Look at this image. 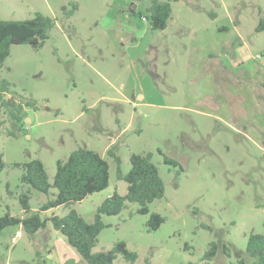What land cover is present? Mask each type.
<instances>
[{
    "label": "rangeland",
    "instance_id": "374dc122",
    "mask_svg": "<svg viewBox=\"0 0 264 264\" xmlns=\"http://www.w3.org/2000/svg\"><path fill=\"white\" fill-rule=\"evenodd\" d=\"M164 2L166 0H159ZM149 0H0V18L21 21L36 13L53 19L43 46L14 45L0 67L6 98L25 106L21 125L2 116L0 217L24 216L21 167L42 162L53 182L56 163L78 148L99 153L109 185L66 208L91 223L97 207L127 185L131 154H152L164 196L148 205L126 204L93 252L117 242L137 256L113 264H237L247 259L250 233L264 234V32L255 27L264 0H178L162 31L143 20ZM226 28L227 30H221ZM176 160L167 166L162 156ZM29 189L32 211L52 199ZM151 213L164 222L150 231ZM215 243V255H204ZM226 248V250H225ZM86 264L50 223L35 234L20 226L0 232V264Z\"/></svg>",
    "mask_w": 264,
    "mask_h": 264
},
{
    "label": "trees",
    "instance_id": "16d2710c",
    "mask_svg": "<svg viewBox=\"0 0 264 264\" xmlns=\"http://www.w3.org/2000/svg\"><path fill=\"white\" fill-rule=\"evenodd\" d=\"M178 0H149L146 7V19L152 30L162 31L167 27L171 16V3ZM54 21L48 16L36 13L32 18L21 21L2 20L0 18V67L10 54L14 45H28L38 49L48 39L49 31L53 28ZM221 30H227L221 28ZM255 32H264V10L260 12ZM264 90V81L261 83ZM9 84L0 80V126L3 114L10 121L21 125L22 112L25 106L35 108L34 101L19 102L14 97L6 98L9 93ZM116 163V178L127 185L126 194L121 196L114 192L104 200L96 209L91 223L86 222L74 209L62 217L51 215L45 219L41 213L64 206L70 207L74 203L81 202L84 198L94 193L105 190L109 185V165L99 153L87 149L78 148L71 152L65 161L56 163V171L53 182H48V176L42 162L33 159L21 167L23 173L20 182L29 189L42 194H48L50 189H55V196L43 203L37 211H32L29 205V189L19 196V203L24 216L13 217L6 212L0 217V232L9 226H20L27 234H35L50 223L51 227L65 237L67 243L75 249L86 264H113L117 255L126 262L133 263L137 256L126 248L125 243L117 242L110 250L93 252L98 236L107 226L103 223L104 216H117L126 207V204L138 205L137 213L148 215V205L164 196V183L158 168L152 162V154H131L129 157L130 169L123 173L120 169V159L112 150L107 151ZM163 163L171 167H179L180 164L167 156H162ZM3 156L0 153V172L4 169ZM164 219L156 213H151L147 220L150 231H156ZM217 245L212 243L204 255V259L212 258ZM226 250V248H225ZM245 253L247 259H241L237 264H264V234L250 233L247 238ZM145 264H151L147 259Z\"/></svg>",
    "mask_w": 264,
    "mask_h": 264
},
{
    "label": "water",
    "instance_id": "95a60500",
    "mask_svg": "<svg viewBox=\"0 0 264 264\" xmlns=\"http://www.w3.org/2000/svg\"><path fill=\"white\" fill-rule=\"evenodd\" d=\"M65 264H73L72 261L68 260Z\"/></svg>",
    "mask_w": 264,
    "mask_h": 264
},
{
    "label": "built area",
    "instance_id": "2783aa9c",
    "mask_svg": "<svg viewBox=\"0 0 264 264\" xmlns=\"http://www.w3.org/2000/svg\"><path fill=\"white\" fill-rule=\"evenodd\" d=\"M142 19L146 21V19H145V18H142Z\"/></svg>",
    "mask_w": 264,
    "mask_h": 264
}]
</instances>
